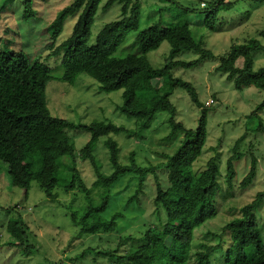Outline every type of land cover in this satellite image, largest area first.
Instances as JSON below:
<instances>
[{
  "label": "trees",
  "instance_id": "1",
  "mask_svg": "<svg viewBox=\"0 0 264 264\" xmlns=\"http://www.w3.org/2000/svg\"><path fill=\"white\" fill-rule=\"evenodd\" d=\"M102 1L73 0L48 25L51 43L44 49L52 50L50 57L62 55L63 73L59 77L47 63L48 58L32 59L22 49H13L8 44L1 46L0 161L7 164L11 184L28 190L31 182L37 181L51 199H58L61 192L82 191L87 204L82 211L70 209V216L80 233L92 234L116 230L119 220L128 211V205H139L144 194L149 193V187L145 188V177L153 174L156 193L152 206L156 209L158 222L151 220L138 236H121L118 248L98 253L126 264H264V238L257 219L263 193L254 203L244 205L241 215L226 222L219 232L208 230L206 234L210 239L200 241L195 247V229L218 214L216 200L222 182L225 180L230 187L234 186L238 175L237 162L244 154L234 149L226 160L225 169L215 157L208 160L203 170L194 168L197 159L204 155L208 142L210 107L200 100L191 81L173 72L177 67L191 68L215 56L205 45L204 33L216 30L217 23H222L223 13L231 10L235 1L193 0L195 5L190 6L176 1L167 7L182 19L176 21L161 10L156 20L142 27L140 0H107L106 8L116 1L121 2V15L103 24L93 39L92 27ZM33 4L34 0L23 1L25 17L34 13ZM200 13H204V19L197 22L198 25L192 22L193 17L189 19L191 14ZM75 14L78 16L70 36L54 44L66 18ZM130 34H135L133 42L137 49L121 52L120 47ZM258 35L264 37V28ZM165 41L170 44V56L161 66H154L148 53ZM185 50L195 51L199 57L190 61L174 58ZM261 51H264V44L257 36L235 43L220 57L216 71L226 74L237 89L255 86L264 90V66L255 67ZM82 73L96 79L104 92L122 89L123 103L119 108L126 116L136 119L139 129L150 126L158 111L168 112L171 131L165 139L173 141L180 132L184 133L176 150L164 153L165 161L148 166L138 164L135 152H132L130 163L124 164L119 159L117 141L110 136L119 133L121 126L102 120L75 123L53 115L46 102L47 84L56 78L74 84ZM178 89L187 92L201 109L194 128L176 119L177 108L171 97ZM263 109L264 98L250 114L256 118L255 128L251 129L253 132L264 133V122L258 114ZM71 128L85 129L93 136H108L111 168L105 176L90 145L77 151L69 134ZM250 153L255 165L256 156ZM86 158L92 162L98 177L110 186L109 201L99 210L93 207L91 190L78 166L79 159ZM159 170L165 173L166 185L159 177ZM127 175H134L139 185L128 197L125 210L121 211L115 207L123 196L116 186ZM251 175L249 172L244 177L243 186L249 183ZM9 231L11 239L6 244L18 245L26 253H32L33 246L17 220L10 221ZM126 242H131V248L126 246L119 252ZM88 251L96 250L89 248Z\"/></svg>",
  "mask_w": 264,
  "mask_h": 264
},
{
  "label": "rangeland",
  "instance_id": "2",
  "mask_svg": "<svg viewBox=\"0 0 264 264\" xmlns=\"http://www.w3.org/2000/svg\"><path fill=\"white\" fill-rule=\"evenodd\" d=\"M23 1L8 0L5 3V0H0V49L4 44H8L13 49L24 50L32 59L41 56L44 59L48 58L47 63L52 67L54 75L59 77L63 73L62 55L50 57L52 50L44 49L51 43L47 27L58 12L73 0H34V13L28 17H25ZM106 1L101 2L95 16L92 27L93 39L103 24L116 20L121 15V2L116 1L106 8ZM140 1L142 27H147L151 20H156L161 10L166 11L165 16L174 17L176 21L182 19L181 15L173 13L167 7L173 5V2L195 5L193 0ZM232 1L236 4L231 10L223 13L222 23H217L216 30L204 33L205 45L215 56L202 60L191 68L177 67L173 71L176 76L191 81L197 88L200 100L205 106L210 107L208 142L204 148V155L197 159L194 168L198 171L203 170L208 160L215 157L225 169L226 160L234 149L244 154L237 162L238 175L234 186L230 187L225 180L222 182L216 200L218 214L195 229V247L200 241L210 239L206 234L208 230L219 232L226 222L241 215L242 207L254 203L260 197V193H263V197L257 208V219L264 238V133L251 130L255 128L256 118L250 115L262 102L264 90L255 86L237 89L233 80L227 79L226 74L216 71L220 57L235 43L257 36L264 44V37L258 35L259 30L264 28V2ZM176 7L178 8L177 5ZM77 16L78 14L69 15L66 18L63 30L53 41L54 44H59L70 36ZM190 17H193L192 22L198 25L197 22L200 23V20L204 19V13L191 14L189 19ZM134 35L130 34L128 40L121 45V52L137 49L133 42ZM258 54L260 57L256 58V68L264 66V51ZM169 56L170 44L166 41L148 53L151 63L157 67ZM198 57L197 52L190 50L181 51L174 56L185 61L196 60ZM122 92V89L104 92L100 90L96 79L82 73L74 84L57 78L51 80L47 84L45 96L47 105L55 116L75 123L89 124L94 120H102L121 126L122 130L119 133H111L110 136L117 141L119 159L122 163H130L132 152H135L138 164L143 166L165 161L164 153L174 152L184 133L180 132L178 138L173 141L165 139L171 131L170 114L165 111H158L150 126L137 128L136 119L126 116L119 108L123 103ZM171 99L177 108L176 119L182 121L185 126L194 128L198 124L201 109L194 104L189 94L181 89L176 90ZM258 114L264 122V109ZM69 134L75 142L77 151L85 145L92 147L105 176L111 168L108 136H93L82 128H71ZM236 144L239 145L237 148ZM250 152L256 156L255 165L252 163ZM78 166L91 190L93 207L99 210L108 203L111 196L109 183L98 177L95 167L88 158L79 159ZM249 172H252L249 183L243 186L242 181ZM158 174L166 185L165 173L159 170ZM145 181V188L149 187V193L144 194L139 205L132 204L128 207L126 205L128 197L135 193L139 181L134 175H127L117 184L116 190L123 196L115 207L121 211L127 207L128 211L124 212L125 215L119 220L116 230L80 233L72 222L69 210L82 211L86 206L87 200L82 191L61 192L58 199H51L37 181H32L28 190L15 187L11 184L7 164L0 161V264H126L97 251L105 249L112 251L118 248L121 236L129 234L138 236L141 229L151 220L157 221L156 209L152 206V199L156 193L154 175L148 174ZM11 220H17L25 230L28 242L33 246L32 253H26L24 248L18 245L6 244L11 239L9 231ZM125 247L130 249L131 242H126L119 252ZM89 248L96 251H88Z\"/></svg>",
  "mask_w": 264,
  "mask_h": 264
}]
</instances>
